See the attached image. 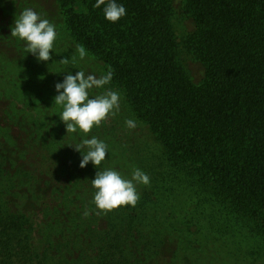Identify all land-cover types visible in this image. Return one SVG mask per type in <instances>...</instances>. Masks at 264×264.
Segmentation results:
<instances>
[{"label":"trees","instance_id":"1","mask_svg":"<svg viewBox=\"0 0 264 264\" xmlns=\"http://www.w3.org/2000/svg\"><path fill=\"white\" fill-rule=\"evenodd\" d=\"M177 1L197 83L178 60ZM107 2L0 0V264H264V0H115L126 9L115 23ZM26 8L55 26L48 61L11 36ZM78 70L113 72L89 98L120 95L88 134L66 132L54 102ZM93 136L106 158L81 168L73 147ZM137 168L150 183L136 185V206L97 214L96 172ZM216 209L234 221L214 228Z\"/></svg>","mask_w":264,"mask_h":264},{"label":"clouds","instance_id":"2","mask_svg":"<svg viewBox=\"0 0 264 264\" xmlns=\"http://www.w3.org/2000/svg\"><path fill=\"white\" fill-rule=\"evenodd\" d=\"M105 2L106 0H96L93 7L98 8L105 5ZM103 14L106 20L115 23L126 15V9L115 0H108ZM11 36L24 42L26 53H32L38 61H48L51 59L50 50L53 49L57 32L49 20L41 19L33 9L26 8L14 21ZM76 51L81 60L87 55L82 45H77ZM61 63L67 64L68 59H61ZM112 76L111 70L99 78L93 74L85 75L83 70H78L75 75L69 73L62 82L55 84L58 94L54 97V102L62 106L59 118L64 123L66 132L76 133L79 130L88 134L93 127L101 125L109 115L114 116L119 112L120 95L116 91L106 90L103 94L89 98L90 90L103 88L110 83ZM125 123L129 129L136 127L134 120L129 119ZM73 148L82 154L79 164L81 168L89 162L94 167L99 166L107 154V145L94 136L82 139V142ZM91 183L96 189L92 203L96 206L97 214H106L122 206L135 207L140 198L136 185H148L150 177L138 168L132 172L131 179L123 178L116 170L107 169L96 172ZM88 214V211L84 212L85 216Z\"/></svg>","mask_w":264,"mask_h":264},{"label":"rangeland","instance_id":"3","mask_svg":"<svg viewBox=\"0 0 264 264\" xmlns=\"http://www.w3.org/2000/svg\"><path fill=\"white\" fill-rule=\"evenodd\" d=\"M38 1L47 8L52 7V0H38ZM174 5H175V8L173 9V20L175 24L177 38L179 41L178 60L180 64L183 66V68L185 69V72L187 73V75L195 83H197L199 82L200 77L202 75V71H203L202 65L194 57H192V55L187 50V48L181 43V40L184 38L185 34L189 32V30H191L192 22L185 14H182V11L179 9V6L181 8V3L179 1L175 2ZM120 115H123V114H120ZM126 120H129V119H126ZM133 130H134L133 137L135 140L141 139V141H139L141 142V144H143V142L145 144L150 143L153 146V149H155V145L157 146V143L155 142L154 144L153 139L149 136V133L145 130V127L144 129H142L141 126L139 127L138 125H136V127L133 128ZM177 205L178 207L181 206L180 204H177ZM207 213H209L208 209H207ZM213 218H215L213 221L215 223L214 228H219L220 226L222 228L228 227L226 224H223V223L228 222L227 219L229 218H233V221H234V215H231V213L222 214V212L217 209L214 211ZM244 228H248V227H244Z\"/></svg>","mask_w":264,"mask_h":264}]
</instances>
